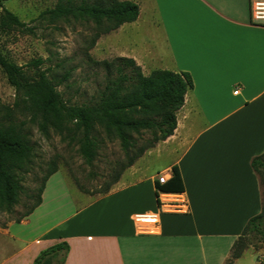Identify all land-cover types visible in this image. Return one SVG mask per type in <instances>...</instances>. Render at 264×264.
<instances>
[{"label":"crops","instance_id":"0c3cea01","mask_svg":"<svg viewBox=\"0 0 264 264\" xmlns=\"http://www.w3.org/2000/svg\"><path fill=\"white\" fill-rule=\"evenodd\" d=\"M155 6L163 42L132 58L143 68L163 52L162 69L188 72L193 83L176 128L154 149L169 161L42 227L47 181L29 215L0 227V252L19 243L2 252L0 264H32L60 241L68 244L64 264H222L247 220L262 210L250 160L264 151V19L253 17L252 0ZM172 166L183 192L167 194L184 208L162 212L155 182L161 173L170 178ZM143 213L155 214L156 223H137Z\"/></svg>","mask_w":264,"mask_h":264},{"label":"trees","instance_id":"16d2710c","mask_svg":"<svg viewBox=\"0 0 264 264\" xmlns=\"http://www.w3.org/2000/svg\"><path fill=\"white\" fill-rule=\"evenodd\" d=\"M43 14L50 20L72 19L92 23L94 32L89 46H93L102 34L135 21L139 6L130 0H58ZM0 27L22 29L25 23L15 14L2 9ZM93 62L105 70L104 86L87 103H68L56 89L67 77L57 79L44 70L28 74L23 65H17L0 51V69L14 88L16 97L12 106H0V211L9 212L18 202L22 189L19 173L25 170L31 153V146L23 132L24 119L17 120V112L22 116L28 114L30 121L36 122L38 130L44 135L52 131L76 141L86 163H91L96 154L98 143L94 133L98 128L107 138L117 139L127 159L119 167L113 182L117 181L120 171L130 166L146 149L173 133L176 112L183 105L186 92L193 87L188 72L157 68L144 74L130 57ZM42 63L43 60L37 58L29 65L37 68ZM143 132H148L150 137L130 155L136 141L134 135L139 136ZM250 166L260 182L264 176V151L251 158ZM171 171L172 175L165 183L160 184L156 180V195L159 192H183L178 168L172 166ZM54 172V167L48 169L33 203L15 222L29 215L40 204L45 180ZM263 212L262 206L258 214L247 220L232 245V258L240 256L248 235H257L264 241ZM67 252L66 241L54 243L41 250L32 264H55L56 259V264H64Z\"/></svg>","mask_w":264,"mask_h":264},{"label":"rangeland","instance_id":"374dc122","mask_svg":"<svg viewBox=\"0 0 264 264\" xmlns=\"http://www.w3.org/2000/svg\"><path fill=\"white\" fill-rule=\"evenodd\" d=\"M57 1L2 0L0 14L2 9L10 11L25 23V27H0V51L17 65H23L28 74L44 70L57 79L67 77L56 89L68 103H87L104 86L105 70L93 61L111 60L115 57L132 58L137 53L146 55L144 50L149 44L163 42L155 0H130L139 6L137 19L102 34L93 46H89L94 32L92 23L72 19L50 20L43 14ZM254 1L252 0V13L255 18ZM150 48L153 50L160 47ZM159 56L161 58L155 56L154 60L143 68L140 66L144 74H148L151 69L167 68L164 53ZM37 58L43 60L41 65L37 68L29 65L30 61ZM135 63L137 64L136 61ZM15 98L14 88L7 82L0 69V106H12ZM16 119H24L23 132L31 146V153L25 170L19 171L22 189L18 202L11 211H0V227L15 221L33 203L38 188L51 167L55 168V172L45 180V184L48 181L46 199L41 209L45 218L38 219L42 227L63 219L119 185L136 181L143 176L142 170L148 173L170 159L168 156H155L154 149L160 144L159 141L152 148L146 149L130 166L121 170L117 181L113 182L119 167L127 159L117 139L107 138L98 128L94 133L98 143L96 154L91 163H86L76 141L52 131H49L48 135L42 134L36 122L30 121L28 114L22 116L17 112ZM149 137L148 132L134 135L135 145L129 154L132 155L137 148L143 146ZM260 186L264 207V176L261 177ZM16 227L20 226H12L13 229ZM262 227L264 228V212ZM235 241L236 238L232 245ZM232 245L222 264H264V241L257 235H248L246 247L238 258H232ZM18 246L19 243L12 242L11 245L2 247V252L11 251ZM2 252L0 262L4 254ZM54 263H57V259Z\"/></svg>","mask_w":264,"mask_h":264},{"label":"built area","instance_id":"2783aa9c","mask_svg":"<svg viewBox=\"0 0 264 264\" xmlns=\"http://www.w3.org/2000/svg\"><path fill=\"white\" fill-rule=\"evenodd\" d=\"M255 18L264 19V0H255ZM157 181L163 184L167 181L165 175H158ZM159 210L160 211H180L184 208V201L178 196H171L167 193L159 192ZM168 208V209H167ZM137 223H156V215L151 213H143L135 215Z\"/></svg>","mask_w":264,"mask_h":264}]
</instances>
